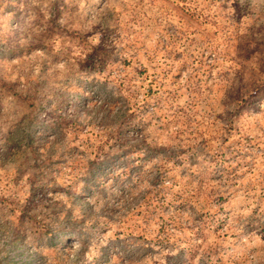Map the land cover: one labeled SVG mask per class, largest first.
Returning a JSON list of instances; mask_svg holds the SVG:
<instances>
[{"label":"rangeland","instance_id":"1","mask_svg":"<svg viewBox=\"0 0 264 264\" xmlns=\"http://www.w3.org/2000/svg\"><path fill=\"white\" fill-rule=\"evenodd\" d=\"M0 260L264 264V0H0Z\"/></svg>","mask_w":264,"mask_h":264},{"label":"clouds","instance_id":"2","mask_svg":"<svg viewBox=\"0 0 264 264\" xmlns=\"http://www.w3.org/2000/svg\"><path fill=\"white\" fill-rule=\"evenodd\" d=\"M0 264H3V261L2 260H0Z\"/></svg>","mask_w":264,"mask_h":264},{"label":"trees","instance_id":"3","mask_svg":"<svg viewBox=\"0 0 264 264\" xmlns=\"http://www.w3.org/2000/svg\"><path fill=\"white\" fill-rule=\"evenodd\" d=\"M27 136H28V135H27ZM25 264H30V263H29V262H27V263L25 262Z\"/></svg>","mask_w":264,"mask_h":264}]
</instances>
